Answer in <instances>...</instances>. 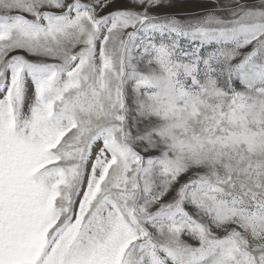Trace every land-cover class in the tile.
Wrapping results in <instances>:
<instances>
[{
	"label": "snow or ice",
	"instance_id": "obj_1",
	"mask_svg": "<svg viewBox=\"0 0 264 264\" xmlns=\"http://www.w3.org/2000/svg\"><path fill=\"white\" fill-rule=\"evenodd\" d=\"M0 264H264V0H0Z\"/></svg>",
	"mask_w": 264,
	"mask_h": 264
}]
</instances>
